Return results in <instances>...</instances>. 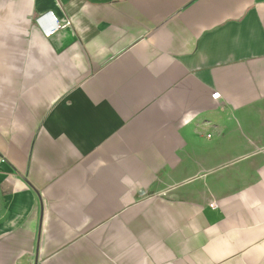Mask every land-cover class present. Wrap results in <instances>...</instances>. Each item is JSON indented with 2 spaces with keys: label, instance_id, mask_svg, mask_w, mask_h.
<instances>
[{
  "label": "crops",
  "instance_id": "obj_1",
  "mask_svg": "<svg viewBox=\"0 0 264 264\" xmlns=\"http://www.w3.org/2000/svg\"><path fill=\"white\" fill-rule=\"evenodd\" d=\"M0 264H264V0H0Z\"/></svg>",
  "mask_w": 264,
  "mask_h": 264
},
{
  "label": "built area",
  "instance_id": "obj_2",
  "mask_svg": "<svg viewBox=\"0 0 264 264\" xmlns=\"http://www.w3.org/2000/svg\"><path fill=\"white\" fill-rule=\"evenodd\" d=\"M46 15L48 14H44L42 16H40L38 19H37V22L38 24L43 28V25L41 24V19H43ZM69 23H65V24H62L60 23L58 20H55V21H52L49 26L47 27H44V33L46 36H52L54 35L57 31H59L61 28L67 26ZM220 96V93L219 92H216L213 94V98L217 99L218 97ZM212 207H215V204H211Z\"/></svg>",
  "mask_w": 264,
  "mask_h": 264
}]
</instances>
